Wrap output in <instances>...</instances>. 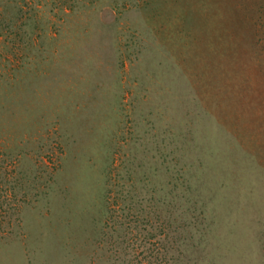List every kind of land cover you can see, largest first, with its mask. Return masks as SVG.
<instances>
[{
	"label": "rangeland",
	"instance_id": "obj_1",
	"mask_svg": "<svg viewBox=\"0 0 264 264\" xmlns=\"http://www.w3.org/2000/svg\"><path fill=\"white\" fill-rule=\"evenodd\" d=\"M0 264H264V0H0Z\"/></svg>",
	"mask_w": 264,
	"mask_h": 264
}]
</instances>
